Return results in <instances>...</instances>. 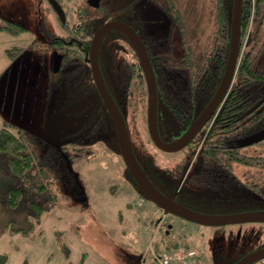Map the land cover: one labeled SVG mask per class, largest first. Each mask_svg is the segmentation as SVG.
<instances>
[{"label": "rangeland", "instance_id": "rangeland-1", "mask_svg": "<svg viewBox=\"0 0 264 264\" xmlns=\"http://www.w3.org/2000/svg\"><path fill=\"white\" fill-rule=\"evenodd\" d=\"M165 1L172 12L175 11L172 8L174 5L176 12L178 11L176 14H179L180 20L188 27V33L196 35L198 43L206 44V39L214 36L218 18L215 0ZM250 2L252 12L247 38L256 31L253 11L256 0ZM0 9L4 15L10 13L4 1L0 2ZM14 10L16 21L22 23L27 30L16 36L0 31V130L8 128L9 124H15L34 136V148L40 158L35 165V172L28 178L33 183L44 182L48 194L36 192L35 187H26L23 206L14 211L6 208L7 191L18 187L20 181L15 177H10L11 185L2 181L9 174L5 158L0 156V231L6 230L4 227L9 217L22 222L21 218L27 207L33 202L40 204L38 209L42 211L40 223L36 221L38 218L31 220L27 217L33 223L34 231L26 235L11 233L9 225L5 233L0 232V255L7 256L6 264H159L157 257L170 251L176 240H169L156 227V217L151 212L153 207L145 205L144 195L136 189L134 178L118 150H111L109 140L102 141L91 134L88 144H82L81 137L78 143L67 142L71 133V138L76 139L86 121L80 124L72 113L68 117L63 113L68 106L58 108L60 104L55 102L56 98L51 100L49 97V90L46 89L48 77L44 71L46 61L42 58L44 48L37 35L41 26L37 24L38 16L32 10L17 7ZM232 11L233 4L230 5L231 18ZM165 15L168 16L169 13ZM49 21L52 22L51 19ZM261 24H264V19ZM46 26L49 34L60 31L57 24L55 28L51 23ZM263 35L264 25L261 40ZM32 45L35 47L31 48ZM23 48V52L16 57V50ZM11 50L14 55L9 53ZM166 59L170 61L167 56ZM238 66L237 63L235 73ZM257 66L264 69V50L258 58ZM136 112V124H129V129L139 161L156 182H161V178L167 183H171L169 178L176 182V165L185 160L191 150L176 154L159 151L148 134L147 125L145 127L146 112L144 111L145 115L141 110ZM95 133L108 132L98 130ZM206 137L205 132L196 146L192 147V156L185 175L179 179V187L182 186L194 205L200 207L199 211L212 215L238 211L249 205L248 202L257 200L254 194L245 200L244 197L249 194L247 191L244 193V190H231L228 193L226 189L218 191L200 187L190 181L194 166L191 163L195 160L193 153L200 150ZM77 149L84 150L82 155ZM244 153L247 156H264V140L246 145ZM46 164L52 168L44 167ZM244 164H234L236 173L240 176L247 179L248 176L261 172L264 175L263 168L258 170ZM41 170L45 171V177L39 175ZM262 188L256 191L263 194L264 187ZM221 195L224 198L229 195L233 197L229 196L230 200L225 198L222 201ZM212 202L217 203L211 205ZM166 223L167 220L164 224ZM173 224L180 226L177 221ZM182 224L188 225L181 232L186 237L184 241L189 244L190 250L180 249L165 255H178L181 257L180 261H183L184 256L194 253L187 261L188 264H230L242 250L264 243V226L261 231L250 228L261 226L258 223L227 226H201L187 222ZM176 262L179 261L174 260Z\"/></svg>", "mask_w": 264, "mask_h": 264}, {"label": "flooded vegetation", "instance_id": "flooded-vegetation-1", "mask_svg": "<svg viewBox=\"0 0 264 264\" xmlns=\"http://www.w3.org/2000/svg\"><path fill=\"white\" fill-rule=\"evenodd\" d=\"M1 1L5 2V6L10 11L8 15H4L0 9V21L2 24L4 22L19 23L16 21V16L13 12L16 7L23 10H32L38 16L37 24H41V26L38 28L37 35L40 44L44 48L42 58L46 61L44 71L45 76L48 77L46 89L49 90V97H51V100H55L56 98L55 102L58 105L60 104L58 108L68 106V109H64L63 111L68 117L72 113L76 118L75 120H78L80 124L83 123L82 121H86V125L81 130V133L76 135V139L71 138L72 133L69 134L70 138L67 140L69 144L78 143L80 137L82 138V144H88L89 135L94 134L95 137L102 141L109 140L111 150L114 152L118 150L119 155L122 157L115 123L101 95V85L96 80L95 71L98 72V78H102L106 91H108L121 114L132 143L129 124H136L134 119L137 116V110H141L144 115V111L146 112L147 124H145V127L147 125L148 128L149 85L147 68L150 65L157 87L158 132L164 142L170 143L183 136L203 112L215 95L226 70L229 51L224 70L221 72L218 70L220 61H222L220 53L222 52L223 44L221 41L224 39L219 19L217 18L216 21L217 30L214 32V36L209 37V39L207 38L206 44L198 43L196 35L188 33V27L180 20L179 14H176L178 11L176 12L174 5L172 8L175 11L172 12L171 7L166 6L165 0ZM166 13H169V15H165ZM49 23L54 25L53 28L57 24L60 31H54L55 33L49 34L50 32L46 26ZM108 25H110V28L108 27L105 31L104 28ZM240 32L241 39V26ZM101 34L103 36L98 46V62L95 67L92 60L93 46L97 37ZM226 40L230 45V38H226ZM245 41H247V36ZM246 46L247 44L245 43L243 51ZM34 47L33 45L31 46V48ZM227 48L229 49V46ZM166 56L169 57L170 61H167ZM241 56L239 48L238 64ZM235 78L236 73L215 114L224 105L234 86ZM177 107L193 109V116L184 119L185 123L190 122V125L181 135L175 138H168L165 136L163 125L166 123L168 125L178 123L169 111V109ZM214 115L185 148L177 152H167L158 148L159 151L166 154H176L181 151H186L185 153H187L191 150L187 158L191 157L193 152L192 147L196 146L202 134L206 132L208 135L215 130ZM130 116L133 117L131 118ZM98 130H104L108 133H95ZM239 131L235 129L228 134V130H226L225 135L223 132V144L220 145L222 148L219 147L212 150L219 154L220 159H213L211 157L207 160L203 158L205 155L204 144L206 139L202 141L203 144L200 146V150L193 153L195 160L191 163L194 166L190 181L195 182L200 187H207L218 191L219 189H226L228 193L231 190L238 192L244 190V193L247 191L249 194V196L244 197L245 200L250 199L253 194L256 195L257 200L248 202L249 205L243 207L241 210L213 215L264 211V191L263 194L260 191H256L264 187V175L262 172L258 175H250L246 179L244 176L237 174L234 168V164L245 165L246 161L244 158L247 156L244 153L247 137L239 135ZM238 132L239 134H234ZM219 133L216 134L218 135ZM230 137L232 138L229 139ZM224 146L226 147L224 148ZM132 147L146 176L162 195L190 210L207 214L199 211L200 207L194 205L195 203L190 199L188 193L184 192L182 186L179 187L180 183L173 192L176 183L186 172L184 170L182 172L181 170V166L184 167V160H181V164L180 161L176 165L177 174L175 177L178 178L176 182H173L171 178L169 180L172 184L165 182L164 179V182H156L150 176L148 169L139 161L133 143ZM77 150L81 151L80 155L84 152L81 149ZM62 151L64 152L65 150ZM67 155L71 157L70 153H67ZM73 156L78 157V155ZM247 157L252 161V164H247L249 167L258 170L264 169V156L252 154ZM44 167L51 168L48 164ZM229 196L233 197L232 195ZM229 196L225 198L230 200ZM220 198L222 201L225 200L224 195H221ZM143 199L145 205L148 204L153 207L152 209L157 221L156 227L159 230L164 228L165 232H171L174 226L173 222L176 221L180 222V229H178L179 226L176 227L178 231L188 226H184L183 222L197 224L166 212L147 197L143 196ZM216 203L212 202L211 205H215ZM166 220L167 223L164 224ZM169 220L170 222H168ZM171 221L173 222L171 223ZM256 223L261 226L250 228L261 231L264 222L237 224ZM260 249H264V243L256 244L248 250H242L241 254L230 264H236L238 261ZM252 264H264V258L258 259Z\"/></svg>", "mask_w": 264, "mask_h": 264}, {"label": "trees", "instance_id": "trees-1", "mask_svg": "<svg viewBox=\"0 0 264 264\" xmlns=\"http://www.w3.org/2000/svg\"><path fill=\"white\" fill-rule=\"evenodd\" d=\"M216 6L218 10V19L219 25L223 30L222 37V47L221 55L222 61H220V65L218 70L223 71L225 61L228 55L229 43L227 42L226 38H230L231 34V16H230V5L233 4V0H215ZM255 9V10H254ZM254 11V19L256 26V31L251 35V37L247 38V30H248V22L252 12V4L250 0H242V37L240 39L239 48H240V62L238 66V70L236 73L235 83L234 86L229 93L224 105L219 111L214 115L215 117V130L210 134H206V142L204 146L205 155L203 158L209 159H220L221 157L219 154L213 152L214 148H219L223 144V136L225 135V131L228 130V134L232 132V130H240V134L243 137H248L258 131L264 129V69H260L257 66L258 58L261 55L262 51L264 50V35L263 39H260V35L262 32V27L264 24H261L262 20L264 19V3L263 0H256L255 6H253ZM0 31L6 32L11 36L19 35L26 31V27L19 23H7L0 21ZM226 37V38H225ZM247 44L245 50L243 51L244 44ZM224 46H226L224 48ZM23 49L16 50V57L19 53L23 52ZM9 53L14 55L13 50ZM223 53V54H222ZM1 76V75H0ZM172 116L175 118L176 122L174 125H168L167 123L163 125L165 136L168 138H175L182 134V132L190 125V122L185 123L184 119L187 117H192L193 109L191 108H171L169 109ZM240 128V129H239ZM220 132L218 135L216 133ZM224 132V135H223ZM204 135V133L202 134ZM223 135V136H222ZM230 137L229 139H231ZM31 147L33 149H31ZM226 146H224L225 148ZM0 156H4L6 162V168H8V177L2 178L3 182L11 185V178L15 177L17 180L20 181L18 187H12L7 191V202L6 208H11V210L19 209L20 206H23V196H26L25 189L26 187H35L37 190L36 192H44L48 194L47 187L42 182H31V179L28 178L29 175L35 172V165L39 162V156L37 151L34 148V137L29 133H26L25 129L14 126L9 124L8 128L0 130ZM189 159L185 158L183 161L184 167L181 166V170L185 171L187 165L189 163ZM245 161L247 164H252V161L248 159L246 156ZM148 165L149 163L146 162ZM142 164V162H141ZM143 165V164H142ZM149 167H151L149 165ZM52 168V167H51ZM52 170V169H51ZM54 170V169H53ZM39 174L42 177H45L44 170L40 171ZM39 173V172H37ZM43 174V175H42ZM10 179V180H9ZM13 180V179H12ZM163 182V178H161ZM52 182V181H51ZM175 182V181H173ZM178 181L173 189V192L179 186ZM172 184V183H171ZM136 189L140 192L139 187L135 183ZM31 206H28L25 211V217L21 218L22 222H19L17 219L13 217H9L10 219L7 221L4 229L9 228L10 225V232L11 233H18L26 235L29 232L34 231L33 223L27 220V217L32 220L37 219V223H40V218L42 216V211L38 209L41 207L38 203H31ZM33 207V208H32ZM35 207V209H34ZM152 213L153 210L151 211ZM170 222V221H168ZM32 223V224H31ZM172 223V221H171ZM20 225V226H19ZM182 228V227H181ZM180 229V226L178 227ZM6 230H2L1 233H5ZM163 234L165 237H168L170 240L174 238L176 241L173 243L172 247H170V251H166V253H161L159 257H157V262L161 263V260L164 259L167 253H174L177 250L184 249L185 251H189L188 245L185 243L186 237L182 236V230H177L176 225L174 224L173 230L169 233L165 232L164 228H162ZM184 241V242H183ZM170 242V241H168ZM180 245H183L182 247ZM188 249V250H187ZM193 255L183 257V261H179L174 263V260L170 261L169 264H181L185 262L188 264L190 258ZM8 261L7 256L0 255V264H6ZM24 264H28L25 262Z\"/></svg>", "mask_w": 264, "mask_h": 264}, {"label": "water", "instance_id": "water-1", "mask_svg": "<svg viewBox=\"0 0 264 264\" xmlns=\"http://www.w3.org/2000/svg\"><path fill=\"white\" fill-rule=\"evenodd\" d=\"M241 13H242V0H234L233 2V11L231 18V34H230V45H229V56L227 61L226 70L222 81L213 96L212 100L203 110V112L198 116L195 122L190 126L186 133L181 136L179 139L166 143L164 142L158 132L157 127V87L155 83V78L153 71L148 65V85H149V101H148V129L151 139L154 145L167 152H177L185 148L192 139L196 136L198 131L207 123V121L215 114L220 102L227 93L228 88L230 87L233 77L236 72L238 57H239V41H240V26H241ZM110 28L108 25L105 31ZM113 27V26H111ZM103 34L97 37V40L94 43V49L92 52V60L96 67L98 62V46L100 39ZM95 76L97 82L101 85V95L107 105L109 112L111 113L115 127L117 130L119 147L122 153V158L126 164L128 170L130 171L132 177L134 178L135 183L151 202L160 207L161 209L169 212L173 215L184 218L190 222L201 224L204 226H222L226 224H237V223H248V222H264V211H255V212H242L236 214L228 215H208L202 214L190 210L184 206H181L175 203L173 200L162 195L150 182L145 172L143 171L141 165L139 164L135 153L133 151L132 143L128 130L124 120L121 117L113 99L109 95L108 91L104 87L102 78H98V72L95 71ZM264 140V129L250 135L246 138L245 144L252 145L259 143ZM264 258V249H260L242 260L238 261L236 264H252L254 261Z\"/></svg>", "mask_w": 264, "mask_h": 264}, {"label": "built area", "instance_id": "built-area-1", "mask_svg": "<svg viewBox=\"0 0 264 264\" xmlns=\"http://www.w3.org/2000/svg\"><path fill=\"white\" fill-rule=\"evenodd\" d=\"M193 254L194 253H191V255H193ZM179 259H181V257L178 256V255H175V256H165L164 259L161 260V263H163V264H169L170 261H172V260H179ZM200 264H202V263H200Z\"/></svg>", "mask_w": 264, "mask_h": 264}]
</instances>
